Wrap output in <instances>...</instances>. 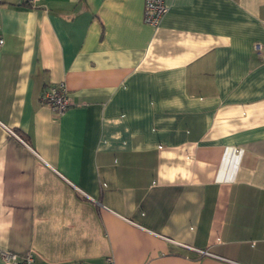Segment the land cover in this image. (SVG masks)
I'll use <instances>...</instances> for the list:
<instances>
[{"label":"crops","instance_id":"crops-1","mask_svg":"<svg viewBox=\"0 0 264 264\" xmlns=\"http://www.w3.org/2000/svg\"><path fill=\"white\" fill-rule=\"evenodd\" d=\"M163 1L0 0V250L264 264V0Z\"/></svg>","mask_w":264,"mask_h":264},{"label":"built area","instance_id":"built-area-1","mask_svg":"<svg viewBox=\"0 0 264 264\" xmlns=\"http://www.w3.org/2000/svg\"><path fill=\"white\" fill-rule=\"evenodd\" d=\"M22 3L34 6L38 0H20ZM167 6L163 0H144V20L151 25H157L165 13ZM4 42L3 36L0 35V47ZM255 49L264 52V43H256ZM41 100L49 105L56 113H63L71 104V98L68 94L64 82L51 83L45 87L41 94ZM2 259L10 264H33L34 258L32 254H27L24 257H19L14 253L5 250H0ZM109 263L111 259L109 258Z\"/></svg>","mask_w":264,"mask_h":264}]
</instances>
